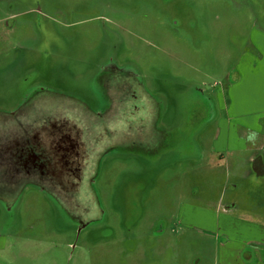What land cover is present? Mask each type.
I'll return each mask as SVG.
<instances>
[{
    "label": "rangeland",
    "instance_id": "obj_1",
    "mask_svg": "<svg viewBox=\"0 0 264 264\" xmlns=\"http://www.w3.org/2000/svg\"><path fill=\"white\" fill-rule=\"evenodd\" d=\"M257 120L264 0H0L2 163L72 138L82 177L1 165L0 264H215L222 214L261 239L264 127L224 137Z\"/></svg>",
    "mask_w": 264,
    "mask_h": 264
},
{
    "label": "crops",
    "instance_id": "obj_2",
    "mask_svg": "<svg viewBox=\"0 0 264 264\" xmlns=\"http://www.w3.org/2000/svg\"><path fill=\"white\" fill-rule=\"evenodd\" d=\"M255 121V120H250ZM256 124L263 129V122L261 120H257V123H247L246 126H238L236 127L228 126L225 134V140L229 143V145H233V140L236 141V148L238 151H247L249 149L254 148V143L250 138L251 133L255 135L253 132V128H250V125ZM239 128H243L244 131L247 133L241 132ZM234 132V135L232 134ZM250 134V135H249ZM253 137V135H252ZM234 146V145H233ZM222 157L224 155L222 154ZM250 162L255 163V167L257 173L264 174V166L263 161L258 160L253 154L250 156ZM227 214V213H225ZM224 219L222 220V218ZM226 215H218V233L221 234L224 238L228 237V240H224L220 244H218V248L216 250V259L217 262L215 264H264V227L257 226L253 228V230L262 235L261 239L252 238V239H239L237 238L236 233L233 234V237L229 236V232L226 226ZM221 220V221H220ZM224 221V222H222ZM236 224L234 221L233 226ZM234 231L235 228L233 227ZM206 234L209 232L208 230L205 231ZM263 231V232H262ZM238 234L240 232L238 231Z\"/></svg>",
    "mask_w": 264,
    "mask_h": 264
},
{
    "label": "flooded vegetation",
    "instance_id": "obj_3",
    "mask_svg": "<svg viewBox=\"0 0 264 264\" xmlns=\"http://www.w3.org/2000/svg\"><path fill=\"white\" fill-rule=\"evenodd\" d=\"M68 140H69L68 144H67V142H64L66 144L59 145L60 149L58 151L59 153H58V156H57V159L58 160L55 161L56 163H53L52 165H49L48 163H47V165H45V164L37 165L36 163L32 162V160H30L28 162L26 161L25 164H24V162H21V164L18 165L17 161H15V159H13V157L11 155V154H13V152L11 153V150H10L9 151V155H7V154L6 155H3L4 156L3 159L5 161L4 163H2V158H1L2 155H0V167H2L1 165H7L12 170L13 169H17L18 167L19 168L25 167V168H27L29 170L28 172H29L30 176L33 175V174H31L33 171H35V170H42L41 171L42 172L41 174L43 175L42 177L49 179V181H51V180L54 181L55 180V176L57 177V175H59V177L61 178L58 181L60 187H62V188H64V187H69V188L76 187L82 181L81 175H78L77 174L78 170H80V168H79L80 165L77 166V164H76V160H77V158H79V153L77 151L78 149H76L78 145H77L76 142L75 143L74 142L73 143L71 142L72 141V138L71 139H68ZM25 149L26 148L19 149V151L21 150L22 152L26 153L25 152ZM0 154H2V153H0ZM6 170H8V169H6ZM0 174H1V172H0ZM22 183H23L22 181L19 182V183H17V181H16V184L17 185L18 184H22ZM66 184H68V185L66 186ZM1 186L3 187L4 185H1ZM38 187H40L43 190H45L42 186H38ZM8 188H12V187H8ZM47 192L51 193L50 191H47ZM7 193H11V189L8 190L6 192V194ZM51 194L54 195L53 193H51ZM54 196L65 207V204L62 202V200L60 199V197L58 195H56V194ZM62 199H67V197L66 196H63ZM72 199L73 198L71 197V200Z\"/></svg>",
    "mask_w": 264,
    "mask_h": 264
}]
</instances>
